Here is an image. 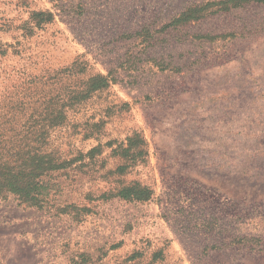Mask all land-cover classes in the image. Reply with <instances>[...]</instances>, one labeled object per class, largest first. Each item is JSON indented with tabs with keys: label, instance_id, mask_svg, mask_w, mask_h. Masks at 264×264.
<instances>
[{
	"label": "rangeland",
	"instance_id": "rangeland-1",
	"mask_svg": "<svg viewBox=\"0 0 264 264\" xmlns=\"http://www.w3.org/2000/svg\"><path fill=\"white\" fill-rule=\"evenodd\" d=\"M35 117L64 157L104 152L44 208L0 201V264H264V0H0V136ZM134 132L148 155L118 174ZM134 183L150 198L115 195Z\"/></svg>",
	"mask_w": 264,
	"mask_h": 264
},
{
	"label": "trees",
	"instance_id": "trees-1",
	"mask_svg": "<svg viewBox=\"0 0 264 264\" xmlns=\"http://www.w3.org/2000/svg\"><path fill=\"white\" fill-rule=\"evenodd\" d=\"M46 14L48 18L45 17ZM43 15L46 21L53 20L51 13L44 11ZM82 70L85 69L81 68L80 71ZM111 83L110 78L103 73L89 76L78 89L73 91L68 101L61 104V109H54L53 124L66 120L69 109L88 101L95 93L107 89ZM18 109L22 110V107ZM29 127L30 130L24 134L16 132L10 138L0 136V201L13 193L21 203L44 208L51 203L52 195H56L61 190L60 183L53 179L54 175L69 170L76 162H81L79 167H87L98 162L104 147L97 145L87 152L79 151L73 157H64L52 149L50 129L45 124H41L39 117L33 118ZM113 144L114 141H111L108 146L113 147ZM144 147L145 140L140 132H134L129 136L127 143L124 141L118 143L113 148V153L122 158L124 163L118 165L115 172L125 174L131 166H136L139 160H145L148 153ZM87 172L91 174L90 171ZM151 194L150 188L143 187L139 183L119 189L115 193L119 197L126 196L133 201L147 200ZM69 208L76 218H81L84 212L89 210L86 206L76 204L65 206V209Z\"/></svg>",
	"mask_w": 264,
	"mask_h": 264
}]
</instances>
